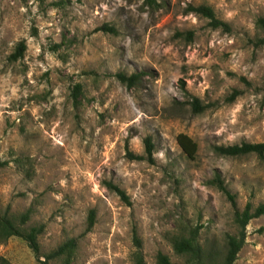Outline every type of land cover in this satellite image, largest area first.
I'll return each mask as SVG.
<instances>
[{
  "label": "rangeland",
  "instance_id": "obj_1",
  "mask_svg": "<svg viewBox=\"0 0 264 264\" xmlns=\"http://www.w3.org/2000/svg\"><path fill=\"white\" fill-rule=\"evenodd\" d=\"M156 2L0 0V214L30 209L24 226L42 224L39 259L75 238L50 264H132L133 229L145 264H158V251L187 264L171 240L194 226L218 264L237 230L235 207L208 180L219 172L239 210L264 202V155L214 149L264 140V0ZM198 4L229 28L187 9ZM118 71L140 75L128 86ZM194 97L203 110L192 109ZM179 132L196 142L194 156ZM145 136L153 160L128 158L126 144L145 154ZM39 259L21 236L0 237V264ZM233 264H264V213L247 223Z\"/></svg>",
  "mask_w": 264,
  "mask_h": 264
},
{
  "label": "trees",
  "instance_id": "obj_2",
  "mask_svg": "<svg viewBox=\"0 0 264 264\" xmlns=\"http://www.w3.org/2000/svg\"><path fill=\"white\" fill-rule=\"evenodd\" d=\"M149 5L156 6L158 3L156 0H145ZM187 9L199 12L209 18V24L216 27L222 26L224 29H228V23L222 21L218 17L215 16L213 9L204 4L198 5H188ZM256 23L264 29V16H259L256 20ZM100 29L116 32V29L112 25L102 24ZM192 31H187V36L190 37ZM25 41L21 40L15 50L11 53V58H18L22 55L25 49ZM116 77L125 82L128 86L132 85L138 79L140 73L132 72L130 74H125L124 72L118 71L115 73ZM80 90V84L77 83L73 87V97L76 99ZM237 91H233L230 95V99H232L236 95ZM192 109L196 112L201 111L205 108L197 97H194L191 101ZM177 142L182 148V150L187 154V156H194L197 144L196 142L186 133L179 132L176 136ZM144 142V152L145 154L134 153L132 150L128 148L126 144V156L130 159H142L146 158L149 161L153 160V152H154V144L150 138V136H145L143 139ZM215 151L220 154L225 155H241L249 152H254L260 157L264 155V140L257 142H249L242 141L240 143H233L227 145H214ZM210 183L217 186L220 190L224 192L226 197L230 200L234 209V223L237 227L235 233H226L225 235V251L222 257V260L218 264H233V261L236 258V254L244 243L245 239V227L249 220L253 217H257L260 214L264 213V202L259 203L256 206H253L249 201H247L244 207L239 210L236 208V199L235 194L231 192L223 178L220 176L219 172H215L214 176L208 180ZM104 184L107 188L114 191L119 195V197L130 203L128 195L125 190L122 189L118 184L112 182L111 180H104ZM30 209L22 212L18 217L13 215H8L7 212L0 214V237H8L10 235H18L21 236L28 244V246L32 249L34 254L39 259L40 254V243L38 241V235L42 230V224L39 225H31L29 227L24 226V223L29 217ZM94 210L90 209L87 216V226L86 229L89 230L94 223ZM198 227H190L188 229V234L186 235H175L171 244L174 251L180 255L185 257V261L187 264H215L213 259L211 258V252L204 253L201 244L198 241ZM132 241L134 245V250L132 252V264H145L144 253L142 250V242L140 237L138 236L136 229H133ZM75 238L70 237L63 243L59 244L54 249L43 254V258L39 259L41 264H50L49 261L56 257H59L63 254L68 253L75 246ZM156 262L158 264H169V257L158 251L156 254Z\"/></svg>",
  "mask_w": 264,
  "mask_h": 264
}]
</instances>
